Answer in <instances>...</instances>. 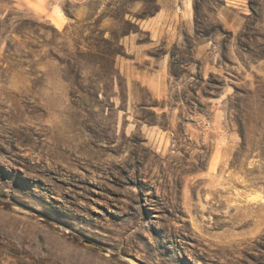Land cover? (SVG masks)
Wrapping results in <instances>:
<instances>
[{"label":"rangeland","instance_id":"rangeland-1","mask_svg":"<svg viewBox=\"0 0 264 264\" xmlns=\"http://www.w3.org/2000/svg\"><path fill=\"white\" fill-rule=\"evenodd\" d=\"M0 21V264H264V0Z\"/></svg>","mask_w":264,"mask_h":264},{"label":"water","instance_id":"water-1","mask_svg":"<svg viewBox=\"0 0 264 264\" xmlns=\"http://www.w3.org/2000/svg\"><path fill=\"white\" fill-rule=\"evenodd\" d=\"M10 208L12 210H14L15 212H18V213H22V214H27V215H31V213L29 211H26V210H23V209H20V208H17V207H14V206H10ZM82 243L83 244H86V245H89V246H95L94 243L90 242V241H86V240H82ZM97 250L103 254H106V255H109L111 254L110 252L108 251H104L102 249H100L99 247H96ZM117 259H119L120 261L126 263V264H140L130 258H127V257H124V256H116Z\"/></svg>","mask_w":264,"mask_h":264},{"label":"trees","instance_id":"trees-1","mask_svg":"<svg viewBox=\"0 0 264 264\" xmlns=\"http://www.w3.org/2000/svg\"><path fill=\"white\" fill-rule=\"evenodd\" d=\"M5 18H6V17H5ZM1 23H5V21H3V22L0 21V24H1Z\"/></svg>","mask_w":264,"mask_h":264}]
</instances>
